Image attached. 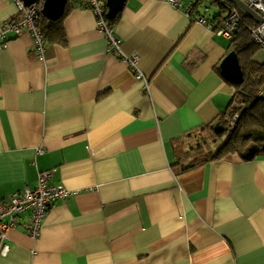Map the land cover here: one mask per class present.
Masks as SVG:
<instances>
[{
    "label": "crops",
    "instance_id": "1",
    "mask_svg": "<svg viewBox=\"0 0 264 264\" xmlns=\"http://www.w3.org/2000/svg\"><path fill=\"white\" fill-rule=\"evenodd\" d=\"M214 1L195 10L212 20ZM66 6V42L46 41L42 59L29 33L0 38V197L35 188L45 170L70 192L37 238L8 230L0 264H264V155L175 166L173 139L231 98L218 70L230 39L166 0H124L111 25L123 55L139 57L145 90L92 11ZM16 16L0 0V23Z\"/></svg>",
    "mask_w": 264,
    "mask_h": 264
},
{
    "label": "trees",
    "instance_id": "2",
    "mask_svg": "<svg viewBox=\"0 0 264 264\" xmlns=\"http://www.w3.org/2000/svg\"><path fill=\"white\" fill-rule=\"evenodd\" d=\"M215 1L221 5V12L208 20L217 25L226 7L219 0ZM69 10L70 6H66L57 20L42 16L41 30L45 41L65 44L63 19ZM241 14L242 21L229 43L239 59L243 80L239 84L227 82L232 86V94L222 112L196 129L173 139L175 166L179 172L228 154H236L243 160L264 155V60L255 58L261 48L250 36V28L256 21L242 11ZM117 16L108 19V22L113 24ZM216 123L218 130L215 129Z\"/></svg>",
    "mask_w": 264,
    "mask_h": 264
},
{
    "label": "built area",
    "instance_id": "3",
    "mask_svg": "<svg viewBox=\"0 0 264 264\" xmlns=\"http://www.w3.org/2000/svg\"><path fill=\"white\" fill-rule=\"evenodd\" d=\"M17 9L15 19L0 23V38L5 40L9 33L19 36L24 32L30 34L33 41V49L38 58H43L45 53V39L41 30L42 6L44 0L26 5L22 0H11ZM226 7L219 23L215 25L208 20L206 10L195 14V9L201 0H166L173 8H182L187 14H195V21L205 25L219 36L232 39L234 32L242 21L241 10L230 5L229 0H219ZM250 9L256 12L263 22H256L250 28V36L264 51V0H241ZM94 14L96 27L107 42V49L115 56L121 57L128 64L136 80L143 83V88L148 90L149 81L138 67L137 55L125 56L121 51L122 40L114 32L112 25L106 16L105 0H81ZM2 44H0L1 48ZM42 149H38L40 153ZM53 170L39 171L37 174V186L35 188L24 187L22 190L11 193L6 197H0V254L6 255L10 249L7 243V232L16 225H21L23 230L32 238H37L40 233L41 222L53 201L65 200L70 192L61 185L53 186L48 183ZM27 212V219L22 220L21 215Z\"/></svg>",
    "mask_w": 264,
    "mask_h": 264
},
{
    "label": "water",
    "instance_id": "4",
    "mask_svg": "<svg viewBox=\"0 0 264 264\" xmlns=\"http://www.w3.org/2000/svg\"><path fill=\"white\" fill-rule=\"evenodd\" d=\"M26 5H29L35 0H22ZM235 4L246 16H249L256 22H263V19L252 9H250L241 0H229ZM124 0H105L106 16L108 19H113L122 9ZM67 0H44L42 6V15L48 20H57L63 14ZM218 70L221 76L228 82L239 84L243 80L242 69L239 59L234 50H230L220 61ZM215 129L218 130V123L215 124Z\"/></svg>",
    "mask_w": 264,
    "mask_h": 264
},
{
    "label": "rangeland",
    "instance_id": "5",
    "mask_svg": "<svg viewBox=\"0 0 264 264\" xmlns=\"http://www.w3.org/2000/svg\"><path fill=\"white\" fill-rule=\"evenodd\" d=\"M70 1H73V0H70ZM212 9H213V7H212Z\"/></svg>",
    "mask_w": 264,
    "mask_h": 264
}]
</instances>
